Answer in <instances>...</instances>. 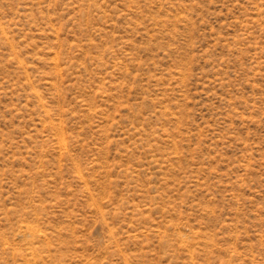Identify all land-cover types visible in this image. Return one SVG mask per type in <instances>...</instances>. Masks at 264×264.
Segmentation results:
<instances>
[{
  "label": "rangeland",
  "instance_id": "1",
  "mask_svg": "<svg viewBox=\"0 0 264 264\" xmlns=\"http://www.w3.org/2000/svg\"><path fill=\"white\" fill-rule=\"evenodd\" d=\"M0 264H264V0H0Z\"/></svg>",
  "mask_w": 264,
  "mask_h": 264
}]
</instances>
